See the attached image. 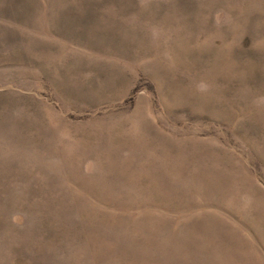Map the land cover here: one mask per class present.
<instances>
[{
  "label": "rangeland",
  "instance_id": "rangeland-1",
  "mask_svg": "<svg viewBox=\"0 0 264 264\" xmlns=\"http://www.w3.org/2000/svg\"><path fill=\"white\" fill-rule=\"evenodd\" d=\"M0 264H264V0H0Z\"/></svg>",
  "mask_w": 264,
  "mask_h": 264
}]
</instances>
